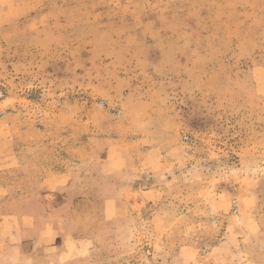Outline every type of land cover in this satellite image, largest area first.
Wrapping results in <instances>:
<instances>
[{"label":"rangeland","instance_id":"1","mask_svg":"<svg viewBox=\"0 0 264 264\" xmlns=\"http://www.w3.org/2000/svg\"><path fill=\"white\" fill-rule=\"evenodd\" d=\"M61 212L87 264H264V0H0V215Z\"/></svg>","mask_w":264,"mask_h":264},{"label":"crops","instance_id":"2","mask_svg":"<svg viewBox=\"0 0 264 264\" xmlns=\"http://www.w3.org/2000/svg\"><path fill=\"white\" fill-rule=\"evenodd\" d=\"M63 178L54 177L47 207L55 208L56 193L71 187ZM65 207L71 213L85 214L89 205L82 199ZM74 216L65 212L0 215V264H87L94 247L91 235L99 229L92 230L84 218Z\"/></svg>","mask_w":264,"mask_h":264}]
</instances>
